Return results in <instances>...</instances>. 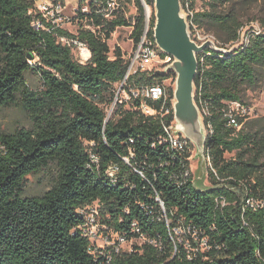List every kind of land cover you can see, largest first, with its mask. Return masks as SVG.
Wrapping results in <instances>:
<instances>
[{"label": "trees", "instance_id": "obj_1", "mask_svg": "<svg viewBox=\"0 0 264 264\" xmlns=\"http://www.w3.org/2000/svg\"><path fill=\"white\" fill-rule=\"evenodd\" d=\"M144 1L152 10L148 34L154 39L155 2ZM233 1L209 0L208 10L199 12L192 4L188 16L191 31L213 32L226 51L197 55L196 104L208 109L204 126L212 130L205 144L210 186L202 189L186 174L192 143L174 147L165 133L163 122L171 124L173 110L162 120L145 116L140 101L129 100L118 102L108 120L128 69L119 47L110 57L109 41L126 27L138 45L147 24L141 0H133L137 16L131 21L122 8L111 20L80 16L77 37L92 52L86 65L58 42L72 35L34 29L32 0H0V109L20 106L32 124L0 132V264H107L79 229L87 223L81 211L94 204L102 226L128 242L143 241L113 254L111 264H264V206L247 205L264 197V137L243 119L238 130L225 117L228 104L245 103V91L258 85L260 72L264 76V32L248 31L242 43L244 23L235 10L222 8ZM182 9L189 11L188 0ZM227 44L237 46L229 50ZM30 72L41 78V91L30 88ZM169 80L175 83L173 71L140 73L130 86ZM168 89L172 109L174 90ZM111 168H117L113 177ZM45 172L54 177L51 188L28 196V178ZM177 229L207 239L209 250L201 252L194 242L197 252L178 245Z\"/></svg>", "mask_w": 264, "mask_h": 264}, {"label": "built area", "instance_id": "obj_2", "mask_svg": "<svg viewBox=\"0 0 264 264\" xmlns=\"http://www.w3.org/2000/svg\"><path fill=\"white\" fill-rule=\"evenodd\" d=\"M34 3V14L35 19L33 23V27L38 32H46V33H58L59 31H64L72 35L69 36H60L58 38V42L63 46L69 47L77 62L82 65H86L91 57L92 52L88 44L84 41L78 39V29L80 26V16L88 15V16H101L106 20H111L115 17V13L118 12L121 7L120 0H93L92 2L86 1L82 2V0H32ZM93 4V6H92ZM192 14V13H191ZM84 20H81V22ZM85 22V21H84ZM87 29H92L88 24L85 26ZM149 28L146 24L145 31L138 43V45H134L133 52L128 58V69L124 80L118 86L119 93H117L115 103L112 108H114L118 102H123L119 100V94L121 91L126 93L128 96L127 100H139L141 111L145 116H158L162 120L167 118L171 114L173 110L174 120L168 126L164 123V130L167 134L169 142L174 147H186L190 142L189 140L181 137L175 136L173 133L174 125H175V111L174 104L175 98L172 100V109L168 107V103L170 100V93L167 86L157 85V86H146L142 85L141 87H132L130 86V78L140 74V73H153L158 71H167L169 66H171L175 59L163 53L160 48L157 46L155 39L149 37ZM253 34H260L261 31L256 28L251 31ZM247 35V34H246ZM248 40L246 39L245 42ZM33 65V62H30ZM176 81V80H175ZM174 90V89H173ZM130 92V94H129ZM114 110V109H113ZM108 111V110H107ZM203 123L204 118L210 116L208 109L203 108L201 111ZM253 115L251 109L246 105V103L242 102H231L228 104V112L226 114V118L229 120V125L231 127L237 128L240 130L242 128L239 125V121L243 119L245 122ZM109 120V118H108ZM205 127V126H204ZM206 130V135H208L209 130H211V126ZM5 147L0 144V151H2ZM94 162L98 163V159L93 157ZM191 159L190 158V168L186 173L187 176H192L191 172ZM207 161V166L208 162ZM117 168H111L108 171L110 176H114ZM194 182V180H193ZM195 184V183H194ZM247 205L254 207H263L264 206V197L261 200H247ZM82 214L86 215L87 223L83 227H79V229L89 237L92 247V253L94 254L95 247L92 244L91 238L94 233L93 230L95 228H102L105 231H109L106 234V239L108 240V244H113L114 246L109 252L95 255V257H107L108 263H112L111 256L114 254L115 256L123 253L119 247L120 242H128L121 235H117V243H114V239L111 236V230H108L105 226L100 224L101 214L100 209L97 204L89 206L88 208L81 211ZM135 226V225H134ZM189 232V231H187ZM190 233V232H189ZM195 236V235H194ZM197 238V236H195ZM198 240V239H197ZM206 246L207 251L209 250L208 241L204 239L201 241ZM198 249V248H197ZM132 250V249H131ZM191 251H194L193 249ZM196 252V251H195Z\"/></svg>", "mask_w": 264, "mask_h": 264}, {"label": "rangeland", "instance_id": "obj_3", "mask_svg": "<svg viewBox=\"0 0 264 264\" xmlns=\"http://www.w3.org/2000/svg\"><path fill=\"white\" fill-rule=\"evenodd\" d=\"M209 0H188V10L183 11L184 17L187 18L192 13L190 11V6L193 4L195 11H203L208 10ZM122 16L127 20H133L137 16L136 6L133 0H122ZM225 12L230 10H235L238 16L241 18V21L244 23V29L241 33L240 41L244 43L246 41V34L248 31H252L253 29L260 30L264 32V0H234L231 4L222 7ZM152 15V10L148 7L147 13V26L149 28L150 19ZM190 33L192 36V40L196 42L199 46L204 43L211 41L216 46L222 45V40L214 34L213 32H203L194 28L193 31L190 29ZM132 28H118L116 32L113 34L112 39L109 41V46L111 49L110 57L113 58V51L116 47H119L124 53V57L128 60L129 56L133 52L134 43L131 39ZM237 46V45H236ZM233 44H227L225 48L231 50L236 47ZM262 73V74H261ZM261 80L256 87L248 88L244 93V100L246 105L251 109L253 115L251 118L246 120L247 128L250 132H260V136L264 137V76L263 72H260ZM27 82L31 89L34 91H41L43 89V82L41 78L35 73H28L26 76ZM167 88L172 87L175 89V83L171 80L165 82ZM117 93H119V88L117 87ZM128 95L126 93L119 94V100L123 102H127ZM116 99V97H115ZM130 102L126 105L129 107ZM113 107V106H112ZM110 107L107 111L109 120L113 117V113L115 112V107ZM114 109V110H113ZM203 123V119H202ZM32 124L27 113L20 107L14 106L7 109H0V132L5 133H15L19 130H28L31 129ZM204 133L206 134V130L203 124ZM173 133L175 136H181L192 143V159H191V172L193 174V180L197 187L202 189H206L210 186V182L208 180V169H207V161L203 160L202 157L198 154L197 146L193 143L183 132H180L177 129V121L175 120ZM233 154H227L226 157L228 159L232 158ZM264 163V159L261 161ZM54 177L51 175V172H45L39 174L37 176H32L28 178L27 184V195L28 196H42L46 193L52 186ZM109 232V231H108ZM102 228H95L93 230V237L91 238L92 244L95 247L94 254L100 256L99 254L109 252L114 246L113 244H108V240L106 239V234L108 233ZM111 232L112 238L115 240L114 243H117V235L113 231ZM184 230H175L174 237L175 241L178 245L184 246L187 250L198 251L197 248L193 247L192 242L198 244L199 250L201 252L207 251L204 243H201L197 238L193 235H190L189 232ZM143 241H133V242H120V249L122 252H130L133 244L141 245Z\"/></svg>", "mask_w": 264, "mask_h": 264}, {"label": "water", "instance_id": "obj_4", "mask_svg": "<svg viewBox=\"0 0 264 264\" xmlns=\"http://www.w3.org/2000/svg\"><path fill=\"white\" fill-rule=\"evenodd\" d=\"M146 15L148 6L141 0ZM155 2V28L154 39L160 50L172 56L175 62L167 71L176 74L174 89V111L177 129L183 132L196 144L198 154L203 160L207 135L204 133L201 111L195 99V79L198 73L197 55L206 49L226 52L208 41L198 45L192 40L190 24L183 15L182 0H154ZM33 59L32 55H29Z\"/></svg>", "mask_w": 264, "mask_h": 264}]
</instances>
